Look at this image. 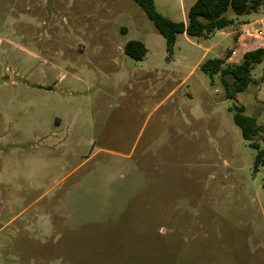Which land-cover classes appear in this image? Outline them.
Here are the masks:
<instances>
[{"label": "rangeland", "instance_id": "rangeland-1", "mask_svg": "<svg viewBox=\"0 0 264 264\" xmlns=\"http://www.w3.org/2000/svg\"><path fill=\"white\" fill-rule=\"evenodd\" d=\"M225 16L168 55L132 0H0V264H264V165L233 122L264 129L262 65L226 99L197 64L263 48L264 3Z\"/></svg>", "mask_w": 264, "mask_h": 264}, {"label": "trees", "instance_id": "trees-1", "mask_svg": "<svg viewBox=\"0 0 264 264\" xmlns=\"http://www.w3.org/2000/svg\"><path fill=\"white\" fill-rule=\"evenodd\" d=\"M144 12L147 19L153 24L157 32L164 38L166 52L170 55L179 34L185 33L188 37L198 38L222 30L232 24L225 13L231 9L236 15H244L256 11L264 0H196L187 12V21L175 22L162 16L155 8L153 0H132ZM123 53L135 61H141L147 49L140 41H129L123 46ZM225 58L205 59L199 69L213 77L220 76L226 99H235L253 82L251 72L257 65H262L260 80L264 83V49L258 48L247 51L242 55L241 62L235 65H225ZM243 107L236 106L233 122L239 128L242 138L249 142L256 150L254 167L264 165V129L257 125L256 119L244 116ZM260 137L262 147L254 141ZM264 189V182L262 183Z\"/></svg>", "mask_w": 264, "mask_h": 264}, {"label": "crops", "instance_id": "crops-1", "mask_svg": "<svg viewBox=\"0 0 264 264\" xmlns=\"http://www.w3.org/2000/svg\"><path fill=\"white\" fill-rule=\"evenodd\" d=\"M196 0H159V4H160V6H161V9L163 10V11H165V12H168V9H170V7H174L175 8V10L177 9L178 10V12H180L181 13V16H186V18L185 19H183V21H181V22H183V23H186V21H187V12H188V10H189V8L194 4V2H195ZM153 2H154V6H155V8H156V10L162 15V13L158 10V4H157V2H156V0H153ZM263 3H264V1H263ZM263 3H262V5H263ZM262 5L258 8V9H260L261 7H262ZM257 9V10H258ZM256 10V11H257ZM256 11H253V12H256ZM251 13V12H250ZM249 14V13H248ZM244 15H247V14H244ZM162 16H164V15H162ZM165 17V16H164ZM167 18V17H166ZM169 19V18H168ZM170 20H172V19H170ZM173 21V20H172ZM176 22V21H175ZM232 24H233V22H232ZM231 24V25H232ZM227 28V27H226ZM223 30H225V28L224 29H222V30H218V31H214V32H212L211 34H209V35H207V36H204L203 38H209L210 36H214L215 34H222V31ZM184 35H186L185 33H183ZM183 34H179V35H177V37L178 36H180V35H183ZM231 35V33L229 32V33H224V34H222V36H224V38L225 37H229ZM187 36V35H186ZM177 37H176V39H177ZM188 37V36H187ZM192 38V37H191ZM198 38H200V37H198ZM145 46V45H144ZM217 47V43H213L210 47H208V48H206L204 51H203V53H202V55H201V57H200V59H199V61H198V68H199V65L206 59V57H207V55L209 54V52L211 51V50H213V49H215ZM146 48V47H145ZM258 49V48H257ZM262 49H264V47L262 48ZM228 50H230V49H228ZM227 50V51H228ZM252 51V50H251ZM244 54V53H243ZM226 57V56H225ZM225 57H219V58H225ZM229 58V57H228ZM213 59V58H212ZM230 59V58H229ZM241 59H242V57H241ZM241 59H240V62H241ZM228 60L226 59V61L225 62H227ZM239 62V63H240ZM238 63V64H239ZM247 89V88H246ZM245 89V90H246ZM237 96V95H236ZM236 98V97H235Z\"/></svg>", "mask_w": 264, "mask_h": 264}, {"label": "built area", "instance_id": "built-area-1", "mask_svg": "<svg viewBox=\"0 0 264 264\" xmlns=\"http://www.w3.org/2000/svg\"><path fill=\"white\" fill-rule=\"evenodd\" d=\"M235 55H236V51H232L231 56H235Z\"/></svg>", "mask_w": 264, "mask_h": 264}]
</instances>
